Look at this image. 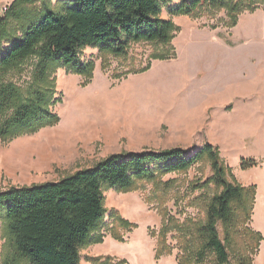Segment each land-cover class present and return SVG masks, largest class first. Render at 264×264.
I'll return each mask as SVG.
<instances>
[{
    "label": "rangeland",
    "instance_id": "374dc122",
    "mask_svg": "<svg viewBox=\"0 0 264 264\" xmlns=\"http://www.w3.org/2000/svg\"><path fill=\"white\" fill-rule=\"evenodd\" d=\"M60 1L51 0L53 5ZM13 2L8 0L3 10ZM178 4L173 0L171 6ZM36 7L40 10L42 2ZM244 7L236 18L226 8L201 7L196 14L175 17L164 8L162 18L171 19L177 28L173 59L152 60L158 47L139 43L126 57L109 56L104 66L98 49L88 48L82 60L93 61L95 70L87 86L82 76L58 69L51 79L56 98L53 113L60 122L0 141V192L57 182L111 155L173 148L194 154L210 143L218 149L229 182L255 189L248 227L240 224L228 234L218 225L230 264H255L257 241L245 232L252 229V220L264 231V0H252ZM148 65L147 72L135 74ZM25 70L20 81L15 76L20 85L32 78L34 67ZM242 159L256 160L258 165L243 170ZM213 174L210 162L204 160L185 173L159 177L158 182L171 186L147 182L131 192L104 190L106 219L99 231L103 243L82 248L81 264L187 260L183 244L193 245L196 239L187 232L184 237L182 228L188 222L205 221L208 202L218 190L213 184L202 186ZM118 217L137 227L125 230L116 222ZM171 218L179 226L170 220L164 237L171 255L157 257L164 221L167 224ZM3 228L0 219V264L13 255ZM259 234L264 241V234ZM259 262L264 263V253ZM200 264L217 262L208 257Z\"/></svg>",
    "mask_w": 264,
    "mask_h": 264
},
{
    "label": "trees",
    "instance_id": "16d2710c",
    "mask_svg": "<svg viewBox=\"0 0 264 264\" xmlns=\"http://www.w3.org/2000/svg\"><path fill=\"white\" fill-rule=\"evenodd\" d=\"M251 1L179 0L171 6L173 0H63L56 5L51 0H14L0 18V141L31 135L60 122L53 113L56 98L51 76L62 68L82 76L83 86L89 85L95 63L82 60L84 50L98 49L107 66L109 56L126 57L133 44L150 43L158 47L152 60H170L176 57L172 41L177 28L171 19L162 18L164 8L171 17L193 15L201 7L226 8L236 18ZM38 2H42L40 10ZM31 65L32 78L20 85L15 76L20 81ZM149 69L150 65L135 74ZM204 160L210 162L214 174L202 187L213 184L218 192L208 202L205 221L188 222V227L182 228L183 236L187 232L196 242L183 244L187 260L178 262L200 264L213 257L217 264H230L218 225L222 224L228 234L240 224L248 227L255 189L229 182L218 149L210 143L194 154L173 148L111 155L60 181L0 192L3 236L13 248L12 257L4 264H81L82 248L103 243L99 231L106 219L104 190L131 192L147 182L171 186V182H158L159 177L185 173ZM257 165L256 160L241 161L243 170ZM116 220L125 230L137 227L121 217ZM170 220L175 224L173 218L167 224L164 221L157 257L171 255L164 238ZM245 233L256 239L259 249L262 236L252 229ZM114 238L123 242L118 233Z\"/></svg>",
    "mask_w": 264,
    "mask_h": 264
},
{
    "label": "crops",
    "instance_id": "0c3cea01",
    "mask_svg": "<svg viewBox=\"0 0 264 264\" xmlns=\"http://www.w3.org/2000/svg\"><path fill=\"white\" fill-rule=\"evenodd\" d=\"M7 1L8 0H0V18L3 16V7H5V5L7 4ZM252 229L255 231V232H262L264 234V231H261L259 228H257L256 224H255V220H252ZM264 253V241H261L260 242V247H259V252L257 253V255L255 256L254 258V263L255 264H262L259 262L261 256L263 255ZM264 264V263H263Z\"/></svg>",
    "mask_w": 264,
    "mask_h": 264
},
{
    "label": "built area",
    "instance_id": "2783aa9c",
    "mask_svg": "<svg viewBox=\"0 0 264 264\" xmlns=\"http://www.w3.org/2000/svg\"><path fill=\"white\" fill-rule=\"evenodd\" d=\"M3 11H7V9L6 8H4V10Z\"/></svg>",
    "mask_w": 264,
    "mask_h": 264
}]
</instances>
